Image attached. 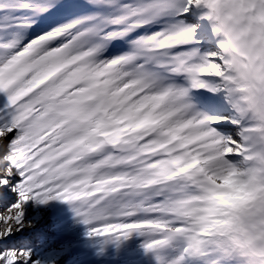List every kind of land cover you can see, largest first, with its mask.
I'll return each mask as SVG.
<instances>
[{
  "label": "snow or ice",
  "instance_id": "6c2138e0",
  "mask_svg": "<svg viewBox=\"0 0 264 264\" xmlns=\"http://www.w3.org/2000/svg\"><path fill=\"white\" fill-rule=\"evenodd\" d=\"M0 264H264V0H0Z\"/></svg>",
  "mask_w": 264,
  "mask_h": 264
}]
</instances>
